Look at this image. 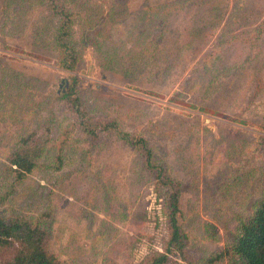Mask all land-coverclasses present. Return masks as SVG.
<instances>
[{
  "label": "rangeland",
  "instance_id": "374dc122",
  "mask_svg": "<svg viewBox=\"0 0 264 264\" xmlns=\"http://www.w3.org/2000/svg\"><path fill=\"white\" fill-rule=\"evenodd\" d=\"M6 1L0 0V71L12 69L24 78L20 90L0 98V209L32 218L42 214L49 250L61 264H139L164 249L168 232L152 176L114 136L93 140L77 129L74 114L58 100L76 78L77 96L92 121L114 122L143 136L170 165L180 184L182 226L193 260L222 249L237 216L249 207L242 195L253 198L256 179L244 176L260 167L264 155V28L261 34L255 30L264 27V0L241 2L250 10L234 24L229 17L239 0H125L126 14L113 24L106 21L104 34L123 52L141 54L132 81L105 69L91 47L93 35L79 42L88 9L107 17L112 0L77 5L73 28L82 53L74 72L57 66L46 37L55 19L44 4L29 0L23 9L6 8ZM158 13L164 20L159 44L147 36L136 42L139 28ZM207 61L216 69L206 70ZM45 126L52 129L51 159L19 184L3 178L6 148ZM58 156L60 169L48 167ZM168 264L184 263L173 257Z\"/></svg>",
  "mask_w": 264,
  "mask_h": 264
},
{
  "label": "trees",
  "instance_id": "16d2710c",
  "mask_svg": "<svg viewBox=\"0 0 264 264\" xmlns=\"http://www.w3.org/2000/svg\"><path fill=\"white\" fill-rule=\"evenodd\" d=\"M81 1H38L44 4L49 15L55 19V28L52 30V34L50 31L46 34V37H50L51 47L57 53V66L61 70L74 72L81 60L82 51L78 47L82 45L79 42L89 40V36L93 35L91 47L96 57L105 63V69L109 73L119 75L124 81L137 79V77L134 79V76L140 73L141 64L136 60V56L141 54L131 49L123 52L125 48H120L104 34L106 21L113 24L126 14L127 10L124 7L126 1L112 0V8L109 9L107 17L104 16V18L95 16L96 14L88 9L89 15L84 25H82L83 35H81L78 42L75 39L73 15L78 14L76 9L79 7L77 5H83ZM245 1L239 0V3L232 8L229 17V21L232 20L231 24L238 22L239 17L248 15L250 8L241 3ZM6 2V8L15 5L23 9L25 7L23 2H29V0H7ZM120 6H122V9ZM218 12L220 11L218 10ZM160 19H162V14L158 13L155 15V19H150L149 23L148 20H145L147 26L139 28L140 32L136 42L140 38L144 41L147 36L150 38L148 42L158 45L162 34L157 33V29L164 24V20ZM45 26L49 27V24ZM263 28V25H260L256 26L255 30L258 34H261ZM35 38L37 39V37ZM253 38L256 41L254 36ZM244 43L250 44V38L246 39ZM247 46L243 47L246 48ZM205 69L215 70L216 65L214 63L211 65L210 61H207ZM22 78L24 76L12 69L1 70L0 98L7 97L9 99L14 91L20 90L19 81ZM76 83V78H73L69 86L70 89L58 98V100L64 101L74 114L77 124L75 127L81 129L85 135L93 140H97L101 134H107L114 136L118 142L128 146L139 158L142 169L152 176L155 199L162 202L161 210L168 232L167 242L162 251L150 253L139 264H168L173 257L184 264H219L226 259L230 264H264V155L260 167L244 176V178L250 179L251 176L256 179L253 183V189L249 191L253 198L242 195V203L246 200V205H249V207L246 208L244 215L237 216V227L235 232L229 236V242L222 249L209 253L204 261L196 262L187 251L189 235L184 232L182 226L185 215L180 207V184L172 176L173 171L170 165L160 158L158 152L149 145L148 140L143 136L124 132L114 122L92 121L77 96ZM1 105L3 106L0 103ZM187 107L202 113H210L208 110L194 105H188ZM236 122L245 124L243 121ZM45 127L42 132L37 127L29 134L20 136L13 146L6 148L3 178H8L12 180V183L19 184L26 179L27 175L32 174L40 167L42 160L51 159L53 153H49L50 148L48 146L52 140L48 135L52 129ZM262 131L264 132V124ZM62 151L66 150L61 148ZM51 163L54 166L49 165L48 167L60 169L62 158L58 156ZM237 180L238 178L235 181ZM3 202L4 199L2 198L0 203ZM41 215L32 218L13 208L0 209V264H61L58 258L49 250V228L45 220L41 219ZM206 228L211 233V237L214 238L213 226L207 224Z\"/></svg>",
  "mask_w": 264,
  "mask_h": 264
}]
</instances>
